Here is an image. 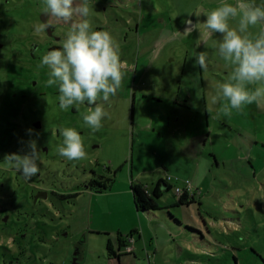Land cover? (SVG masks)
I'll use <instances>...</instances> for the list:
<instances>
[{"label":"rangeland","instance_id":"374dc122","mask_svg":"<svg viewBox=\"0 0 264 264\" xmlns=\"http://www.w3.org/2000/svg\"><path fill=\"white\" fill-rule=\"evenodd\" d=\"M87 3L92 29L112 35L125 65L116 95L98 101L108 113L98 131L83 119L95 105L62 110L58 88L46 84L50 69L40 65L51 43L45 32L35 33L43 23L44 0H0V85L7 86L9 63L32 69L38 84L33 88L38 99L13 117L14 127L0 117V158L14 149L23 154L35 140L38 166L51 190L79 192L69 198L48 192L37 204L30 199L32 207L17 204L21 220L12 215L6 229L21 228L22 237L18 244L0 238V264H264V105H245L225 116L227 101L213 103L231 72L218 53L221 34L196 48L199 32L183 33L190 13H201L191 19L202 29L203 13L221 0ZM111 3L118 4L117 11ZM237 23L229 21L230 27ZM57 24L61 39L52 43L62 47L71 24ZM262 30L264 24L249 27L253 36ZM33 43L36 58L29 55ZM194 52L206 54L207 70L195 64ZM63 128L80 133L85 159L58 154ZM92 171L114 178L108 190L85 188ZM169 175L191 181L194 202L181 204L173 189L160 198L163 209L139 212L132 181L141 178L152 186ZM119 234L125 241L134 238L133 249L119 244ZM109 240L119 256L109 253Z\"/></svg>","mask_w":264,"mask_h":264},{"label":"clouds","instance_id":"9594fccd","mask_svg":"<svg viewBox=\"0 0 264 264\" xmlns=\"http://www.w3.org/2000/svg\"><path fill=\"white\" fill-rule=\"evenodd\" d=\"M43 13L47 14V19L35 26L37 34L52 28L54 24L51 21L71 24L62 47L48 51L42 57L40 66L50 69L46 84L58 88L62 110L85 103L95 105L83 119L93 131H98L102 127V119L108 115L98 101L108 102L122 86L125 65L121 61L119 47L109 32L92 29L87 19L90 14L87 0H44ZM193 14L197 18L201 15L200 12L190 13L183 33L199 32L196 48L201 44L207 47L215 34H221L218 53L231 66L228 79L218 85V95L213 97V103L221 99L227 101L222 106L225 116H230L233 109L241 111L245 105H264V30L257 36L249 32L250 26L264 24V5H257L253 0H236L235 4L221 0L219 7L203 13L206 19L202 29L198 19L196 22L191 19ZM230 20H237V25L230 27ZM193 55L195 64L207 70L206 54L194 52ZM60 134L63 137V144L57 149L60 156L70 161L86 158L78 131L63 128ZM27 149L23 154H7L4 160L30 179L40 171L36 141L30 140Z\"/></svg>","mask_w":264,"mask_h":264},{"label":"trees","instance_id":"16d2710c","mask_svg":"<svg viewBox=\"0 0 264 264\" xmlns=\"http://www.w3.org/2000/svg\"><path fill=\"white\" fill-rule=\"evenodd\" d=\"M33 73L34 72L30 68L9 63V69L6 71L7 86L5 88L0 85V89L3 90L0 91V117L4 118L8 125L14 127L12 121L13 117L17 118L21 114L20 111L23 107L28 105L31 108L32 103L38 99L33 95V88L38 85L36 83L33 84ZM44 73L46 72L44 71ZM41 95L43 96L44 93ZM1 135L2 133H0V137ZM14 137L15 135H10V140L13 141L12 138ZM42 152L45 153V150ZM11 153H19V150L14 149V152ZM3 161L6 160L0 158V163ZM38 167L40 169L39 173L30 179H26L10 165H0V238L12 237L15 244H18L19 238L22 237V229L18 228L15 232H11L6 228L10 227L9 224L12 223L13 216L17 217L16 220H21L19 216L23 215V213L20 212L21 209L18 208L17 204L22 203L25 206L27 204L32 207L33 204L30 199L35 200V196L38 192L47 190L49 195H59L62 198L75 197L79 194V192L58 194L51 190L47 185V182L44 181L42 169L40 166ZM92 173L93 177L86 182V189L96 193H103L110 188V185L114 180L113 177H107L102 174L99 175L96 171H92ZM22 185L23 189L21 188ZM175 185L176 184L168 181L166 178L157 179L152 186H149L141 179L133 180L131 183V190L137 210L139 212L152 213L153 211L163 209L164 207H161L159 200L166 191L175 189ZM18 187H20L21 190H19ZM42 200L44 199L39 200V202ZM194 200V198L191 200L188 199L187 195H185L180 198V203L190 204L191 202H194ZM27 208H25V210ZM24 213L28 216L30 215L28 210ZM5 218L8 219L5 220ZM121 236V234L118 236L119 244L127 247L125 240ZM3 247L7 249L6 246ZM107 248L110 254L119 256L114 249L111 240H109Z\"/></svg>","mask_w":264,"mask_h":264},{"label":"built area","instance_id":"2783aa9c","mask_svg":"<svg viewBox=\"0 0 264 264\" xmlns=\"http://www.w3.org/2000/svg\"><path fill=\"white\" fill-rule=\"evenodd\" d=\"M168 181L173 182L175 185V192L176 194L181 198L185 195H187L188 199H193L195 198V189L194 186L192 185L190 180H181L179 178H175L171 175L168 176ZM131 241L133 242L134 240L131 239ZM128 250H131L133 248L130 247H126Z\"/></svg>","mask_w":264,"mask_h":264},{"label":"flooded vegetation","instance_id":"af4514ba","mask_svg":"<svg viewBox=\"0 0 264 264\" xmlns=\"http://www.w3.org/2000/svg\"><path fill=\"white\" fill-rule=\"evenodd\" d=\"M110 6L112 7V9L114 10H116V8H118V4H110ZM106 9H107V7H105ZM117 11V10H116ZM43 15H46L47 16V14H44L43 13ZM53 24H54V26L52 27V28H50V32H49V30L48 29H46L44 32V34L43 35H45L46 36V38L48 39V41L51 43V44H49L47 47H48V49L49 50H53V49H56V48H61L60 46H57V45H54V43H52V42H55L56 41V39L57 40H60L61 39V37H59L57 34H56V30H57V27H58V24H57V22H54V21H51ZM43 23H44V21H43ZM44 36V37H45ZM41 38V37H40ZM37 52H38V46L35 44V43H33L32 44V47H31V50L29 51V55H31L33 58H36V54H37ZM37 124V123H36ZM41 124V123H40Z\"/></svg>","mask_w":264,"mask_h":264},{"label":"water","instance_id":"95a60500","mask_svg":"<svg viewBox=\"0 0 264 264\" xmlns=\"http://www.w3.org/2000/svg\"><path fill=\"white\" fill-rule=\"evenodd\" d=\"M47 19V16L46 15H43L42 16V20L45 21ZM49 32H50V28H48ZM36 126H39L41 127V124L40 122H37ZM46 199L48 198V191L47 190H43V191H40L36 194L35 196V204H37L39 202V200L41 199ZM8 218H5V220H7Z\"/></svg>","mask_w":264,"mask_h":264},{"label":"crops","instance_id":"0c3cea01","mask_svg":"<svg viewBox=\"0 0 264 264\" xmlns=\"http://www.w3.org/2000/svg\"><path fill=\"white\" fill-rule=\"evenodd\" d=\"M160 178H164V177H160ZM139 179H141V178H139ZM141 180H142V179H141ZM131 239L134 240L133 237H130V238H129L127 241H125V242H126V244H127L128 247L133 248V243H134V241L132 242Z\"/></svg>","mask_w":264,"mask_h":264}]
</instances>
